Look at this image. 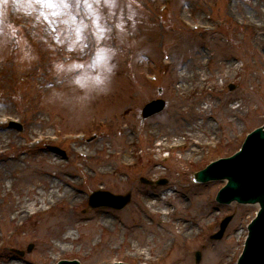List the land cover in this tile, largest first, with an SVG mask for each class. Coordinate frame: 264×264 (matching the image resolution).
<instances>
[{
  "label": "rangeland",
  "instance_id": "obj_1",
  "mask_svg": "<svg viewBox=\"0 0 264 264\" xmlns=\"http://www.w3.org/2000/svg\"><path fill=\"white\" fill-rule=\"evenodd\" d=\"M196 61L204 82L179 89ZM155 99L165 101L164 110L142 119ZM263 119L264 0H55L51 8L0 0V134L7 139L0 184L11 191L0 190V264H195L196 251L199 264H236L258 206L218 204L226 182L198 184L194 173L234 154ZM197 124L191 140L186 133ZM127 126L129 145L120 138ZM78 148L96 153L81 158ZM45 156L60 162L55 173L81 198L17 224L3 209L19 173L2 175L14 162L41 173ZM54 177L45 179L57 183ZM97 191L130 193L131 202L118 211L92 209ZM48 214L75 222L62 243L67 251L51 249L61 245L41 228ZM229 216L223 237L211 239ZM183 224L191 233H179Z\"/></svg>",
  "mask_w": 264,
  "mask_h": 264
},
{
  "label": "water",
  "instance_id": "obj_2",
  "mask_svg": "<svg viewBox=\"0 0 264 264\" xmlns=\"http://www.w3.org/2000/svg\"><path fill=\"white\" fill-rule=\"evenodd\" d=\"M164 106L163 101L150 103L146 106L143 117L146 118L161 111ZM14 126L20 129L19 125ZM219 179L227 180V184L217 195L216 200L219 203L228 204L236 201L240 204H259L260 211L248 226L249 235L238 264H264V126L247 136L241 151L227 159L213 162L196 174L198 182ZM129 202L130 194L115 196L108 193H97L92 197L90 205L91 207L108 206L123 209ZM230 220L231 218L228 217L221 223L220 231L213 236L214 239L222 237ZM195 259L196 263H199L201 253L197 252ZM59 264H79V262L61 261Z\"/></svg>",
  "mask_w": 264,
  "mask_h": 264
},
{
  "label": "bare ground",
  "instance_id": "obj_3",
  "mask_svg": "<svg viewBox=\"0 0 264 264\" xmlns=\"http://www.w3.org/2000/svg\"><path fill=\"white\" fill-rule=\"evenodd\" d=\"M254 8L257 10L260 8V5L256 4ZM199 61L191 62L185 67V73L179 77V89L188 91L189 89L193 88L194 86H199L204 82V78L201 76L202 68L198 65ZM192 82L191 88L190 84ZM233 113V112H230ZM195 115H190V120L194 122ZM201 124H205L207 130L205 132H211L212 128L210 126L209 121L202 120ZM200 124H197L195 126H191L189 129V132L186 134L188 135L191 140H193V137L197 135V131L200 130ZM128 129V126H127ZM130 129L125 131L120 138L123 136H127V140L124 144H130L132 142V139L129 137ZM196 132V133H195ZM182 133V132H181ZM3 134H0V148H2L6 143L7 139H4L2 137ZM204 136V135H203ZM162 146V144H160ZM74 154L81 158L89 159L93 157L92 155H95L96 150L93 153H90L86 150H83L81 148L74 149ZM190 152V151H188ZM90 156V157H89ZM47 159V164L49 167L46 168V170H42L41 173H34L31 168L27 166H20L19 163H15L12 166H9L10 170L8 173H5L2 175V179L5 180L10 175V173H13L18 171L19 176L16 182L19 183L17 188V193H13L8 198V203L6 204L5 208L3 209V214L7 215L8 218L11 221H15L17 224L22 222L23 220L27 219L30 215H34L37 213H42L48 211L54 204L62 203V202H69L70 200H77L80 199L81 196L77 191H74L72 189H69L70 186L67 182L65 174L63 172L55 173V169L59 167L60 162L54 159L51 156H45ZM20 161L18 158L16 162ZM108 163L107 160L101 161L98 165L102 168L101 172H105L106 167L105 165ZM4 167H7L6 162L4 163ZM53 169V170H52ZM48 175L52 177L53 175H56L54 178H58V182L55 183L53 181H49L45 179V176ZM14 176V175H13ZM10 187L8 185L7 187L0 184V190L4 191V195L8 196L7 193H10L11 191H8L7 189ZM71 187V186H70ZM153 201V199H151ZM170 196L165 197L164 203L169 204ZM157 204H160V201L156 202ZM153 206V204L151 203ZM165 209L162 210L163 215L170 216L173 212L170 211L167 206L164 207ZM161 212V211H160ZM75 222H72L70 217H65V219H60L57 216H53L51 214H48L45 216L41 228L44 233L48 237H51L55 244L57 242H60L61 246H52L51 249H54L57 247L58 249L63 248V250L67 251V247L65 245H62V243H66V241L70 238L71 230L74 228ZM65 230V233H62V231ZM191 229H188L187 224H183L182 229L179 233L190 232ZM61 247V248H60ZM7 264H14L12 261H9Z\"/></svg>",
  "mask_w": 264,
  "mask_h": 264
},
{
  "label": "snow or ice",
  "instance_id": "obj_4",
  "mask_svg": "<svg viewBox=\"0 0 264 264\" xmlns=\"http://www.w3.org/2000/svg\"><path fill=\"white\" fill-rule=\"evenodd\" d=\"M37 3L45 4L47 7L51 8L54 6L55 0H36ZM67 6V5H65Z\"/></svg>",
  "mask_w": 264,
  "mask_h": 264
}]
</instances>
